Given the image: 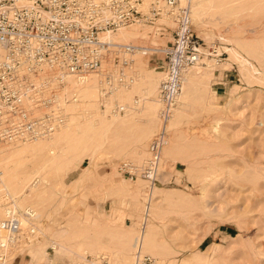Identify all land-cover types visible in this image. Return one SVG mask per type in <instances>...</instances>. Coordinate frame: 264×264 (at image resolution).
I'll use <instances>...</instances> for the list:
<instances>
[{"label":"rangeland","instance_id":"obj_1","mask_svg":"<svg viewBox=\"0 0 264 264\" xmlns=\"http://www.w3.org/2000/svg\"><path fill=\"white\" fill-rule=\"evenodd\" d=\"M187 5L201 54L186 74H199L188 86L182 82L186 98L166 122L154 184L130 181L116 166L122 159L139 164L160 126L155 80L164 59L147 48L172 40L163 7L158 20L125 27L126 38L113 36L145 54L131 55L127 68L102 66L133 76L131 86L107 98L125 111L114 116L100 106L94 74V93L76 86L78 100L64 103L65 119L50 137L0 141V218L8 198L17 210L36 212L33 235L7 249L0 264L96 256L105 257L101 264H133L142 230L143 254L160 264H264V0Z\"/></svg>","mask_w":264,"mask_h":264},{"label":"built area","instance_id":"obj_2","mask_svg":"<svg viewBox=\"0 0 264 264\" xmlns=\"http://www.w3.org/2000/svg\"><path fill=\"white\" fill-rule=\"evenodd\" d=\"M162 7L173 22L172 40L163 48H147L164 59L157 86L160 126L139 164L122 159L116 166L120 176L153 185L181 73L201 54L200 41L191 29L189 6L179 5L177 0H150L146 10L142 0H0V141L50 136L65 119L64 103L78 100L76 86L94 74L99 76L100 106L109 115L122 113L125 108L117 102L108 103L107 98L118 87L131 85L133 76L116 73L111 67L103 70L102 66L127 68L131 55L147 50L110 36L133 23H152ZM68 81L74 85L69 87ZM34 218L30 208L6 206L0 218V260L6 249L32 234ZM133 264L160 263L138 253Z\"/></svg>","mask_w":264,"mask_h":264},{"label":"bare ground","instance_id":"obj_3","mask_svg":"<svg viewBox=\"0 0 264 264\" xmlns=\"http://www.w3.org/2000/svg\"><path fill=\"white\" fill-rule=\"evenodd\" d=\"M178 1V0H177ZM179 1H184V2H186V4H189V3H195L196 2V0H179ZM198 1V0H197ZM146 4V3H145ZM143 5H144V0H142V8H143ZM189 10H190V8H189ZM194 10V9H193ZM192 10V11H193ZM159 16H160V14H159ZM159 16H158V18H159ZM158 18H157V20H158ZM134 25L135 24H137V23H133ZM132 24V25H133ZM130 26V25H129ZM122 29H124V28H120V29H118L117 31H115L111 36H110V38L112 39V40H114L113 39V36L115 37V39H119V38H126V36H129V35H131V33H123L121 30ZM118 32V33H117ZM116 34V35H115ZM115 41V40H114ZM145 49V48H144ZM140 53V52H139ZM199 60H200V56H199V58H198V60L196 61V62H194L191 66H189L188 68H186L185 70H183L182 71V73H181V80H180V89H179V93H178V95L176 96V98H175V102H174V105L175 104H177V106L179 105V106H181L182 104H183V100H184V98H186L185 97V95H186V93H184V94H182V82H183V84H185V85H187L188 86V84H190V83H192L193 82V78H194V76H192L193 74L194 75H196V74H199L198 73V71H197V73L194 71L193 73H192V70L191 69H194V68H196V64H198V62H199ZM193 66V67H192ZM195 66V67H194ZM189 68H191L190 70V72L189 73H187L186 74V70H188ZM188 72V71H187ZM91 77H94V76H90L84 83H82V84H80V85H78V86H83V85H85L84 87H83V90L86 92L85 94H87L88 95V97H90L93 93H94V89H93V86L95 85L93 82H92V80H90L91 79ZM42 78H44V76H42ZM160 79H161V77L158 79V80H155L156 81V83L158 82V81H160ZM99 80V79H98ZM133 82H134V80H133ZM133 82H132V84H133ZM155 83V84H156ZM131 84V85H132ZM131 85H129V86H131ZM184 88H186L185 86H183ZM79 88V87H78ZM189 88V87H188ZM116 90V89H115ZM114 90V91H115ZM114 91H112V92H114ZM111 92V93H112ZM184 92V91H183ZM120 93H121V91H120ZM114 94V93H113ZM111 95V94H110ZM183 101V102H182ZM175 106H173V108H174ZM125 108V107H124ZM173 108H172V111H173ZM69 109V108H68ZM67 109V110H68ZM67 110H66V112H67ZM125 111V110H124ZM171 114H172V112H171ZM115 116V115H114ZM170 117H171V115H170ZM170 117H169V119H170ZM168 119V120H169ZM55 132V131H54ZM53 132V133H54ZM52 133V134H53ZM51 134V135H52ZM50 135V136H51ZM50 136H48V137H50ZM48 137H43V138H48ZM37 139H42V138H37ZM32 140H34V139H32ZM24 142H26V141H29V140H23ZM15 142H18V141H15ZM9 143H14V142H9ZM167 143V142H166ZM161 161V160H160ZM137 179H139V178H136L135 180H137ZM142 180V179H141ZM133 181V180H132ZM143 181H145V180H143ZM147 182V181H146ZM148 183V182H147ZM149 184V183H148ZM150 185V184H149ZM150 186H152V185H150ZM40 193V192H39ZM37 194H32L31 196H32V198L34 197V198H36L35 196H36ZM28 196V195H27ZM30 196V197H31ZM149 196H150V198H151V196H152V194H149ZM28 198V197H27ZM9 199V204L8 203H6V205H5V207H4V212H5V208H6V206H12L14 209H18L16 206H14V201H13V199H10V198H8ZM26 199V198H25ZM24 199V200H25ZM33 200V199H32ZM21 201H23V200H21ZM26 201V200H25ZM150 202V201H149ZM23 202H21V204H22ZM151 205V204H150ZM148 207V206H147ZM25 208H29L28 206L27 207H25ZM21 209H23V208H21ZM31 209V208H30ZM32 211H33V213H34V216H36V212H35V210H33V209H31ZM151 212V211H150ZM149 214V213H148ZM36 221V217L34 218V222ZM34 222H33V226H34ZM25 226V225H24ZM31 235H33V232H32V234ZM146 235L144 234V230H142V232H141V234H140V236L139 237H137L136 239H135V242H134V244H133V248H134V250H136L135 252H136V255L139 253V254H143L144 252H145V245H146V237H145ZM22 238H20V240H21ZM22 241H24V238H23V240ZM19 244H20V242L19 243H16V244H14L13 246H11V248L12 247H14V250L15 249H19ZM62 248V247H61ZM60 248V249H61ZM8 249H10V248H8ZM13 249V248H12ZM12 249H10V250H12ZM52 249H57V246L56 245H53L52 246ZM10 250H9V252H10ZM5 252V256H4V258L2 259V260H0V262H5L6 261V256H7V249H6V251H4ZM11 253V252H10ZM19 252H17V251H15L14 253H13V255H15V258H17L18 257V254ZM128 255H129V253H128ZM121 256H122V258H124V260H125V258L126 259H128V257H131V256H126V254H125V252H122V254H121ZM119 257H120V255H119ZM136 257V256H135ZM14 258V259H15ZM103 258H105V257H102V256H96V257H94V258H91L90 257V259H87L86 257L85 258H83V259H76L73 263H75V262H77L78 260L79 261H84V262H86V263H92V264H101V260L103 259ZM72 263V264H73Z\"/></svg>","mask_w":264,"mask_h":264},{"label":"crops","instance_id":"obj_4","mask_svg":"<svg viewBox=\"0 0 264 264\" xmlns=\"http://www.w3.org/2000/svg\"><path fill=\"white\" fill-rule=\"evenodd\" d=\"M127 214H128V212H127ZM126 214V215H127ZM130 215H132L131 213H130ZM133 217V216H132ZM131 234H132V232H131ZM130 243V242H129ZM124 246H125V244H124ZM53 259V258H52ZM55 260L53 261V263L54 264H68L67 262H65V260L63 261V260H59V259H56V258H54ZM74 259V258H73ZM72 259V260H73ZM9 264H26L22 259H21V257H19V258H17V259H15V260H13V261H11ZM28 264V263H27Z\"/></svg>","mask_w":264,"mask_h":264}]
</instances>
